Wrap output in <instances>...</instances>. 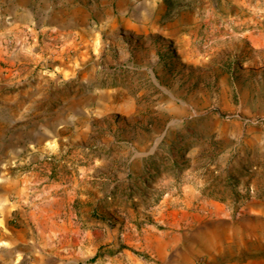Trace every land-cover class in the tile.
<instances>
[{"label": "rangeland", "instance_id": "1", "mask_svg": "<svg viewBox=\"0 0 264 264\" xmlns=\"http://www.w3.org/2000/svg\"><path fill=\"white\" fill-rule=\"evenodd\" d=\"M257 36L264 0H0V133L47 146L0 192L69 264H264Z\"/></svg>", "mask_w": 264, "mask_h": 264}, {"label": "crops", "instance_id": "2", "mask_svg": "<svg viewBox=\"0 0 264 264\" xmlns=\"http://www.w3.org/2000/svg\"><path fill=\"white\" fill-rule=\"evenodd\" d=\"M29 147L34 150L31 156H40L47 149L43 139L29 140L25 135L17 136L9 127L5 128L4 133H0V173H7L11 163L21 159ZM4 182L12 184V187L8 192H0V264H69V259H61L58 216L25 210V206L33 201L34 196L28 191L32 190L35 180L18 182L5 179ZM8 194H15L17 200L8 202ZM143 241L147 243L149 238L146 236ZM131 264L150 263L134 257Z\"/></svg>", "mask_w": 264, "mask_h": 264}, {"label": "bare ground", "instance_id": "3", "mask_svg": "<svg viewBox=\"0 0 264 264\" xmlns=\"http://www.w3.org/2000/svg\"><path fill=\"white\" fill-rule=\"evenodd\" d=\"M255 44H260L263 45L264 44V40L261 36H257L256 38L253 39Z\"/></svg>", "mask_w": 264, "mask_h": 264}]
</instances>
